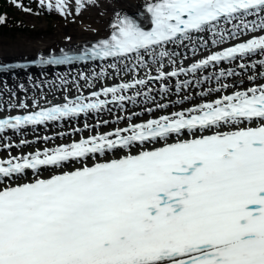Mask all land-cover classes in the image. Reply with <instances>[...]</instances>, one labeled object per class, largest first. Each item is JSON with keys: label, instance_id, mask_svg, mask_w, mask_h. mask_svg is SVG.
Wrapping results in <instances>:
<instances>
[{"label": "snow or ice", "instance_id": "obj_1", "mask_svg": "<svg viewBox=\"0 0 264 264\" xmlns=\"http://www.w3.org/2000/svg\"><path fill=\"white\" fill-rule=\"evenodd\" d=\"M38 3L70 14L68 0ZM94 3L75 0L76 14ZM146 11L149 30L117 12L108 38L79 56L61 48L59 55H42L39 62L111 58L117 61L108 65L113 70L118 64L128 71L156 65L157 75L103 87L92 91L91 99L66 96L64 103L50 107L34 101L38 110L0 118V133L99 112L109 103L123 107L141 95L126 94L137 86L195 75L225 61L236 62L242 71L264 68V59L244 62L264 56V34H259L264 32V0H148ZM5 20L0 16V24ZM221 22L233 24V30L221 31ZM206 31L213 45H222L226 36L253 35L209 52L188 68L165 70V59L175 65L179 55L170 45L193 42L194 34ZM131 58L136 63L129 68ZM240 74L221 68L216 80ZM189 84L178 81L177 91ZM228 87L221 83L215 91ZM118 151L123 155L108 158ZM69 163L73 168L64 170ZM43 169L60 171L42 178ZM28 170L30 180L24 175ZM0 264H264V81L114 132L0 160Z\"/></svg>", "mask_w": 264, "mask_h": 264}, {"label": "bare ground", "instance_id": "obj_2", "mask_svg": "<svg viewBox=\"0 0 264 264\" xmlns=\"http://www.w3.org/2000/svg\"><path fill=\"white\" fill-rule=\"evenodd\" d=\"M98 1L95 0L94 5H90L89 9H84L79 13L82 25H75L69 28L64 27V25H58L52 35L38 38V40H31L29 37L22 36L14 41L7 39L0 41V59L6 57L33 59L39 57L40 54L57 49L73 48L105 38L110 35V25L115 21L117 12L123 16L131 15L138 10L145 15L146 3L148 2V0ZM247 19L251 21L257 18L248 17ZM238 23V20L233 21V24ZM233 24L221 22L219 28L221 31L225 29L231 31L233 30ZM259 34H264V32ZM252 35V33H247V35H241L237 39H229L226 36L222 45H213V36L210 31L194 34L193 42L185 41L180 46H169L170 51H175L179 55L175 57L177 60L175 65L169 64L167 59H165V70L170 71L173 67L178 66L188 68L192 63L206 57L209 52L220 50L230 43L244 41ZM201 39L207 41L206 47L201 43ZM193 49L195 50L193 51ZM261 59H264V56L257 54L251 60L246 58L244 62L257 64ZM111 63H117V61L110 59L107 61L82 63L72 67L48 69L46 67L38 71L28 69L21 73L2 75L0 76V116L12 112L22 113L32 110L34 101H38L40 106H42L50 102L62 101L66 96L69 98L81 92L87 93L111 83L132 80L133 78H145L149 73L157 75L155 71L156 65H153L151 69L141 67L137 71H128L123 64H118L117 69L113 70L108 67ZM135 63V58H131V63H129L128 67H132ZM148 63L151 64V60ZM221 68L225 70L234 69L241 74L239 76L221 78L218 82L216 76ZM101 72L106 73V75L101 76ZM259 72H264V68H248L242 71L237 67L236 62L229 63L225 61L216 67L209 66L207 69H201L195 75L190 73L187 75L181 74L178 77H170L165 81L153 79L146 86H137V89L126 93L129 96H134L135 91H140L141 95L136 97L134 101L126 102L123 107L119 103H115L106 106L99 112L82 113L77 117L46 122L43 125L24 127L18 131L5 130V132L0 133V160L22 156L35 151H43L45 148H55L81 138L122 128L130 123L209 102L223 94H230L234 90H243L254 83L264 81V76L259 75ZM249 75L255 76L256 80L249 81L247 79ZM205 76L208 77L207 80L204 79ZM82 77H87V79ZM178 81H191V84L187 88L181 87L177 91ZM221 83H226L229 87L216 92L215 89L219 88ZM20 85H23V88ZM165 86L169 89L167 92L161 90ZM210 89L212 91H209ZM144 93H147V96ZM21 102L27 103L28 108H20L19 104ZM158 105H166V107L161 108ZM149 109L151 111H148ZM104 121H107V123H104ZM85 125H88V127L86 128ZM45 137L48 139H45ZM21 140H26L27 143L20 144ZM5 145H11V147H5ZM120 155H123L122 151L107 154L108 158H118ZM88 163L91 164L92 161L89 160ZM75 166L78 167L79 165ZM72 168L73 164L71 163L64 166V170H71ZM59 171V169H43L41 175L42 178H46L52 174H58ZM24 175L30 180L33 174L31 171H26Z\"/></svg>", "mask_w": 264, "mask_h": 264}, {"label": "rangeland", "instance_id": "obj_3", "mask_svg": "<svg viewBox=\"0 0 264 264\" xmlns=\"http://www.w3.org/2000/svg\"><path fill=\"white\" fill-rule=\"evenodd\" d=\"M52 2L55 3V0H52ZM16 3H19V1L0 0V16L6 17L5 22L0 24V41L6 39L14 41L22 36L29 37L31 40H38V38L52 35L58 25H64L66 28L82 25L79 14L77 15L75 12V0H68L70 14L67 16L61 15L56 10H51V16L38 13L35 7L40 6L43 8L38 0H34V2L30 0L27 6L20 3L22 7H16ZM23 7L31 8L32 11L30 13L25 12L22 10ZM89 7L91 6L89 5L84 9H89ZM17 27H22V30L17 29Z\"/></svg>", "mask_w": 264, "mask_h": 264}, {"label": "water", "instance_id": "obj_4", "mask_svg": "<svg viewBox=\"0 0 264 264\" xmlns=\"http://www.w3.org/2000/svg\"><path fill=\"white\" fill-rule=\"evenodd\" d=\"M20 65H26V64H18L17 66H20ZM0 68H5L3 70H0V76L11 74V73H21L28 69L37 70V71L40 70V68L35 67L33 65L26 66V67H12L11 65H9L8 68H6V66L0 67ZM48 68H53V67H47V69ZM27 126H32V125H27Z\"/></svg>", "mask_w": 264, "mask_h": 264}, {"label": "trees", "instance_id": "obj_5", "mask_svg": "<svg viewBox=\"0 0 264 264\" xmlns=\"http://www.w3.org/2000/svg\"><path fill=\"white\" fill-rule=\"evenodd\" d=\"M17 1H19V3H22L24 6H27V4L30 2V0H17ZM35 8L38 10V13H42L46 16L52 15V11L46 9V7L41 8L40 6H37ZM17 29L22 30V27H17Z\"/></svg>", "mask_w": 264, "mask_h": 264}]
</instances>
